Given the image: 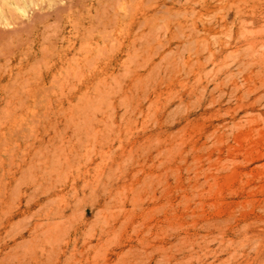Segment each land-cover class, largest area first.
<instances>
[{"label":"rangeland","instance_id":"rangeland-1","mask_svg":"<svg viewBox=\"0 0 264 264\" xmlns=\"http://www.w3.org/2000/svg\"><path fill=\"white\" fill-rule=\"evenodd\" d=\"M0 264H264V0H0Z\"/></svg>","mask_w":264,"mask_h":264}]
</instances>
